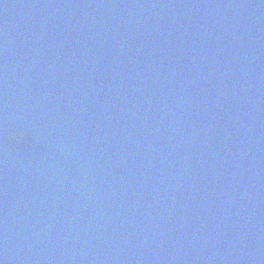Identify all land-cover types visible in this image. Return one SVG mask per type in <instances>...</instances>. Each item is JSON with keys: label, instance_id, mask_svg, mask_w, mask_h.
<instances>
[{"label": "water", "instance_id": "water-1", "mask_svg": "<svg viewBox=\"0 0 264 264\" xmlns=\"http://www.w3.org/2000/svg\"><path fill=\"white\" fill-rule=\"evenodd\" d=\"M0 264H264V0H0Z\"/></svg>", "mask_w": 264, "mask_h": 264}, {"label": "clouds", "instance_id": "clouds-1", "mask_svg": "<svg viewBox=\"0 0 264 264\" xmlns=\"http://www.w3.org/2000/svg\"><path fill=\"white\" fill-rule=\"evenodd\" d=\"M9 143H13V144H16V142H14V141H11V140L9 141Z\"/></svg>", "mask_w": 264, "mask_h": 264}]
</instances>
